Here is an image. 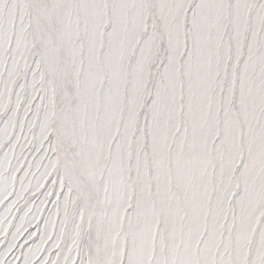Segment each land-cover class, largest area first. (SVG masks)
Listing matches in <instances>:
<instances>
[{"label": "snow or ice", "instance_id": "snow-or-ice-1", "mask_svg": "<svg viewBox=\"0 0 264 264\" xmlns=\"http://www.w3.org/2000/svg\"><path fill=\"white\" fill-rule=\"evenodd\" d=\"M0 264H264V0H0Z\"/></svg>", "mask_w": 264, "mask_h": 264}]
</instances>
